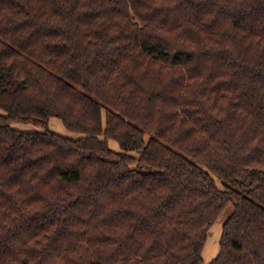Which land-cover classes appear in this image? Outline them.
Listing matches in <instances>:
<instances>
[{
	"label": "trees",
	"instance_id": "trees-1",
	"mask_svg": "<svg viewBox=\"0 0 264 264\" xmlns=\"http://www.w3.org/2000/svg\"><path fill=\"white\" fill-rule=\"evenodd\" d=\"M229 204L264 264V0H0V264H205Z\"/></svg>",
	"mask_w": 264,
	"mask_h": 264
},
{
	"label": "rangeland",
	"instance_id": "rangeland-1",
	"mask_svg": "<svg viewBox=\"0 0 264 264\" xmlns=\"http://www.w3.org/2000/svg\"><path fill=\"white\" fill-rule=\"evenodd\" d=\"M49 126L56 133L68 136L67 134L69 132H67L64 129V127L62 126V124L58 118L51 117L49 119ZM15 127L20 128V129H29V126H22L20 124L15 125ZM109 146L111 148L118 149L117 144L114 141H109ZM217 183L220 186V182L217 181ZM231 211H232V204H229L226 207V209L221 213V215L219 216L217 221L212 225V227L210 229L209 236L207 237V241L205 243V246H204L203 252H202V257H203L205 264L208 263L212 258L215 257V256L212 257V255H208L207 251L212 250L213 252H217L216 250H218V241H219V237H220L221 225ZM205 252H206V255H205Z\"/></svg>",
	"mask_w": 264,
	"mask_h": 264
},
{
	"label": "crops",
	"instance_id": "crops-1",
	"mask_svg": "<svg viewBox=\"0 0 264 264\" xmlns=\"http://www.w3.org/2000/svg\"><path fill=\"white\" fill-rule=\"evenodd\" d=\"M218 252V250H216ZM208 252V255H212V257H214L216 255L217 252H213L212 250L210 251H207ZM205 255H206V252H205Z\"/></svg>",
	"mask_w": 264,
	"mask_h": 264
}]
</instances>
